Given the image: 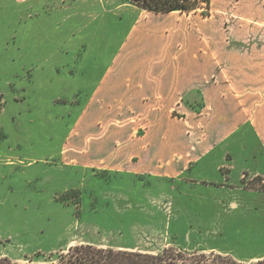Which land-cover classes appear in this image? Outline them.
<instances>
[{"label":"crops","instance_id":"obj_1","mask_svg":"<svg viewBox=\"0 0 264 264\" xmlns=\"http://www.w3.org/2000/svg\"><path fill=\"white\" fill-rule=\"evenodd\" d=\"M87 10L78 16L90 25H73L70 42L89 27L88 42L122 40L115 53L101 48L67 68L95 84L56 167L114 175V211L122 218L142 210L139 201L153 190L152 202L190 204L191 216L211 221L217 236L262 217L264 0H210L208 17L147 11L128 0H97ZM180 250L227 256L215 246ZM258 260L264 255L238 261Z\"/></svg>","mask_w":264,"mask_h":264},{"label":"rangeland","instance_id":"obj_2","mask_svg":"<svg viewBox=\"0 0 264 264\" xmlns=\"http://www.w3.org/2000/svg\"><path fill=\"white\" fill-rule=\"evenodd\" d=\"M96 1L0 0V263L56 264L71 247L93 245L136 248L156 256L155 264H259L238 260L264 255V215L217 236L211 221L191 216L190 204L152 202L153 188L151 199L139 201L142 210L122 218L114 211V175L56 167L95 84L93 76L69 75L67 68L101 48L105 56L115 53L122 40L120 34L108 44L98 37L88 42L89 27L69 41L72 27L90 25L79 11L87 15ZM214 246L227 256L180 250Z\"/></svg>","mask_w":264,"mask_h":264},{"label":"trees","instance_id":"obj_3","mask_svg":"<svg viewBox=\"0 0 264 264\" xmlns=\"http://www.w3.org/2000/svg\"><path fill=\"white\" fill-rule=\"evenodd\" d=\"M128 1L141 9L157 13H169L174 11L190 13L201 10V13L204 17H208L211 14L210 0ZM156 259V256L146 253L143 254L131 251H115L113 249L104 250L97 249L93 245H77L75 247H71L67 254L60 255L59 262L56 264H155L154 261ZM3 262L7 263V259L5 258ZM258 262L259 264H264V260H260Z\"/></svg>","mask_w":264,"mask_h":264}]
</instances>
